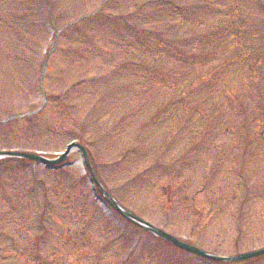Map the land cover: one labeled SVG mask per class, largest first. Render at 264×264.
I'll return each instance as SVG.
<instances>
[{
    "label": "rangeland",
    "instance_id": "374dc122",
    "mask_svg": "<svg viewBox=\"0 0 264 264\" xmlns=\"http://www.w3.org/2000/svg\"><path fill=\"white\" fill-rule=\"evenodd\" d=\"M231 1L205 10L225 22ZM248 1L243 10L262 44L257 27L246 38L228 32L211 39L203 63L181 64L180 40H191L180 28L184 14L159 0H51V17L45 0H0L13 14L7 29L0 25V149L54 158L76 139L87 155L70 152L71 167L55 172L0 160V264H223L126 220L108 194L207 253L264 248V0ZM92 11L99 17L62 30L40 86L54 33ZM244 39L254 54L237 61ZM19 52L29 60L14 63ZM228 63L203 80L204 70ZM20 112L31 120L2 121ZM202 178L207 189L193 196ZM231 263L264 264V254Z\"/></svg>",
    "mask_w": 264,
    "mask_h": 264
},
{
    "label": "trees",
    "instance_id": "16d2710c",
    "mask_svg": "<svg viewBox=\"0 0 264 264\" xmlns=\"http://www.w3.org/2000/svg\"><path fill=\"white\" fill-rule=\"evenodd\" d=\"M207 1L210 4V0H207ZM182 10H184V8ZM226 19L227 20H225V22H222L221 19H218L217 22L219 24L216 25V26L213 24V22L211 20V17L209 15H208V20H206V21L203 20L202 17H200V16L199 17L193 16V18H191V19H186V21H188V22L194 21L195 24H198V22H200V21H203L204 24H205L204 32H202V31L196 32V34L194 36H197V37H195V38H193L191 40L194 44L198 43L197 48L195 50H193L194 47H190V50L197 51L196 53L193 54L195 56V59L201 58L202 52H203V55L205 56V52L207 51V48L209 47V45L211 43V39L214 40L213 39V32L217 31V32H219L220 36L221 35L226 36V34H223V30H226V26L230 23L229 22L230 21L229 16L226 17ZM236 27L238 29L245 28L246 27V22L245 21H240V22H238L236 24ZM240 33L241 32H239V34ZM201 48H203V49L200 50ZM178 49L181 52H187L189 50L187 48L185 51H183V47L182 48H178ZM199 62L203 63L201 61H199ZM218 68H221V67L218 66L216 69L218 70ZM213 71L214 70H212V71L210 70L209 77L214 73ZM209 77H206V78L203 77V80H207V79H209Z\"/></svg>",
    "mask_w": 264,
    "mask_h": 264
},
{
    "label": "water",
    "instance_id": "95a60500",
    "mask_svg": "<svg viewBox=\"0 0 264 264\" xmlns=\"http://www.w3.org/2000/svg\"><path fill=\"white\" fill-rule=\"evenodd\" d=\"M71 147V145H68V149ZM67 149V150H68ZM65 152H67V151H65ZM65 154V153H64ZM64 154L62 155V157H61V159H63L64 158ZM28 157H31V156H29V155H27ZM33 158H37V159H41V160H43L42 158H40V157H33ZM44 162H51V161H48V160H43ZM186 249H190V250H192V251H194V252H196V253H201V254H203V252H201V251H199V250H197V249H195V248H191V247H185ZM262 252H264V249H261V250H257V252H252V253H248L247 255H243V257H247V256H255V255H257V254H259V253H262Z\"/></svg>",
    "mask_w": 264,
    "mask_h": 264
}]
</instances>
